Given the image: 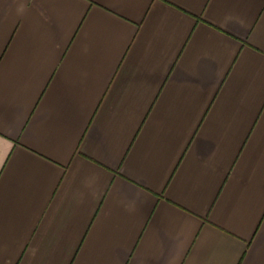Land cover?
Listing matches in <instances>:
<instances>
[{
    "label": "crops",
    "instance_id": "1",
    "mask_svg": "<svg viewBox=\"0 0 264 264\" xmlns=\"http://www.w3.org/2000/svg\"><path fill=\"white\" fill-rule=\"evenodd\" d=\"M0 264H264V0H0Z\"/></svg>",
    "mask_w": 264,
    "mask_h": 264
}]
</instances>
